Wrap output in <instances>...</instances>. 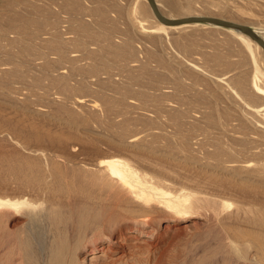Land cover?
Segmentation results:
<instances>
[{"label":"rangeland","instance_id":"obj_1","mask_svg":"<svg viewBox=\"0 0 264 264\" xmlns=\"http://www.w3.org/2000/svg\"><path fill=\"white\" fill-rule=\"evenodd\" d=\"M133 1L78 0L76 7L73 0H0V64L7 68L0 71V197L19 194L31 203L29 208L0 210V264H264L255 244L243 242L244 223L236 225L238 230H223L208 211L185 217L159 211L143 222L108 218L89 202L86 191L92 172L82 162H95L96 150L134 155L140 151L189 172L196 178L181 181L165 175L175 187L198 186V191L230 199L227 213L235 202L241 203L238 196L245 186H256L219 163L264 162V130L250 122L260 119L250 109L264 103V97L255 96L248 85L245 90L237 85L243 74L251 73V64L233 33L226 27H192L167 36L140 32L136 21L149 20V14L141 13L140 3L132 12ZM160 1L166 11L183 2ZM196 2H204L205 8L196 9L203 15L220 13L226 20L264 29L258 25L264 24V17L253 16L236 0H230L235 7L228 10L221 0ZM243 12H249L248 19ZM33 16L48 20L46 29L55 32L53 44L69 38L62 43L65 55L77 56L69 69V60L49 54L52 43H43L34 25L27 27L32 39L22 34L23 24ZM256 56L264 68L262 55ZM188 61L202 72L190 68ZM63 67L66 73L60 78ZM76 98L95 100L97 107L77 106ZM123 100H136L141 108L153 111L150 120L141 115L140 107L129 109L125 116L110 107H122ZM165 102L180 108L184 116L180 124L173 123L174 112L165 109ZM207 112L215 122L205 119ZM122 117L133 124L124 137L139 132L145 148H138L146 152L122 141ZM35 127L40 138L32 137ZM150 132L154 135L148 136ZM13 141L19 143L15 142L19 154L14 153ZM29 149L41 154L27 168L24 155ZM20 164L26 181L12 170ZM223 179H228L223 183L230 190L223 191L222 184L219 190L212 185L200 188L197 183Z\"/></svg>","mask_w":264,"mask_h":264},{"label":"bare ground","instance_id":"obj_2","mask_svg":"<svg viewBox=\"0 0 264 264\" xmlns=\"http://www.w3.org/2000/svg\"><path fill=\"white\" fill-rule=\"evenodd\" d=\"M77 1L73 0L71 4L77 7L78 6ZM154 1L160 13L162 14V16H164L165 14L169 15L167 16V17H170L169 19L184 18V17L193 16V15L194 16H205L209 14L206 12L204 13L205 15H203L204 11L202 12L198 10L199 12H202V13H199L198 11H196V9L205 8V6L203 5L204 2L206 4H210V3H207V1H204L203 4H201V3H197L196 2L197 0H183V2L180 3L179 5H175L178 7H174L173 10L169 9L167 11L162 6L160 0H154ZM236 1L239 2L241 5L245 6L247 9L252 10L253 16L258 15L259 18H261V16L264 17V0H236ZM139 3L141 5H138ZM221 3L222 5H224L223 6L224 10L233 9L235 7V5L232 4V2H230V0H221ZM132 5H133L132 12H136L137 11L136 7L138 9L141 6L142 7L141 13L145 12L149 14V20L143 17V18L137 19L136 21V26L137 28H139V31L148 33V34H164L167 36L172 31L184 30L186 28L188 29L192 27H202V29H209L212 27H215V28L222 27L220 25L211 24L207 22H186V23H182L179 25H166L160 22L154 16L153 12L151 11L148 5L147 0H134ZM58 6L61 7V9L64 8L63 3L62 5H58ZM211 6H216V4L211 3ZM174 13L181 14V16L171 17L170 15ZM182 14H189V15L183 16ZM190 14H193V15H190ZM249 15H250L249 12L244 13V17L247 19L249 18ZM207 16L208 17L213 16L214 18L217 17V18L226 20L224 19L225 17L220 13H211ZM164 17L167 18L166 16ZM229 20L230 19H227V21ZM233 21L235 20H231V22ZM29 23L30 25L35 26L36 28L35 35L41 34L42 38L40 39L39 38L40 36H37V38H39L43 43H48V42L52 43L49 46V52H50L49 54H57L58 59L60 61L66 59L71 62L70 66L69 67L67 66L68 67L67 69H69L73 65V61L76 60V57H77L75 53L73 54L72 51L71 52L73 55L72 54L70 56L68 55L69 57L65 55L66 52L64 50L62 43L66 41L68 42L69 38L65 36L59 40L60 43L53 44L56 42L54 40L55 32H51L48 29H46V26L49 24L48 20L45 18L33 16L29 18L28 20H26V22L23 24V27L21 28L22 34L24 36L31 37V39L33 38L32 33L27 28ZM235 23L246 24L245 21H235ZM258 25L264 28V24L261 23ZM225 29L232 32L234 37L240 43V45L246 50V52L248 53L247 54L248 59L250 60V64H251V73L243 74L242 78L239 81H237V85L242 90H245L248 85L254 95L256 94V95H260L264 97V87L261 85V82H264V68H262L261 65L257 62L258 60L256 56V53L259 55L261 54L264 60V50L254 40H252L249 36H247L242 31L235 30L233 28H228V27H226ZM252 30L260 38V40L264 43V29H262V31H258L257 29L254 28ZM44 35L47 37H44ZM14 37H15V41L19 39V37L16 38L17 35ZM22 40L24 39H21V41ZM179 44L181 45V43ZM179 44H177V47L179 46ZM187 64L190 68L202 72L201 67L197 65L194 61H188ZM4 65L5 64H0V71L7 70V68ZM65 73H66L65 68L62 70L60 69L58 72V77L60 78L64 77ZM63 86L68 87L67 85H63ZM181 100L183 101V99ZM74 104L77 106H86V107L88 106L91 109H95L98 103L95 100H90L87 102L83 98H76L74 100ZM174 105L171 102H167V103L165 102L164 107L165 109L167 108V109L173 110L174 114L171 119L174 124H180L182 121V117L184 116H182V111H180V108H177L178 106L176 107ZM110 107L115 108L116 112H118L120 115L123 114L125 116L126 112L129 111V109H132V108L137 109L138 107H140V104H138L136 100H123L122 107H116L114 105H111ZM141 109L143 110V112H141V115L145 118H148L147 120H150L149 119L151 117V114L149 113L150 110L145 109V108H141ZM250 110L251 111L253 110L255 113H258V117H260V119L254 122L250 121L249 119V121L253 125L260 126L264 130V103H262L259 106L253 107ZM70 112L74 114L75 111L74 112L70 111ZM150 112H153V111H150ZM203 116L205 117V119L208 120L209 123L215 122V118L212 116L211 113L207 112L205 113V115L203 114ZM124 118L125 120L121 121L122 123L120 126L121 135H123L122 141L124 140V142H126L127 144L130 143L133 146H136L137 148L138 146H140L144 149L145 146H141L140 144L141 140H139L140 138V136H138L139 132L129 135L127 137H124V133L131 127V124H132L129 122V119L127 117H122V119ZM130 121L132 122L133 120L130 119ZM133 123L135 124V122ZM37 130L38 128L35 127L32 137L40 138ZM147 135L148 136L154 135V132L153 133L150 132ZM48 137L50 138V136ZM15 142L16 141H13L12 143V146L15 148L14 151L19 149V148L16 149L18 146L17 144L19 143L16 142L17 143L16 144ZM148 150H150V147ZM18 151H15L14 153L19 154ZM40 151H38L37 149L35 150L29 149V151H26V153L28 154L24 156L25 158L29 160V164H27V168H29V166L31 167V165L36 162L35 160H37V158H39L41 154ZM70 151L73 152L74 149H71ZM141 151L146 152L145 150H141ZM94 153H95L94 156L96 157L94 160L95 162L86 163V162L81 161L82 163L85 164L84 168L87 171L92 172L91 173L92 175L90 174L92 178L89 182L90 183L89 190H87L86 193H87L90 204H92V206H94L99 212L108 216V218L109 217L111 218L113 216H120L123 218L137 219L138 221L140 220L141 222H143V221H146V218L149 217V215H151L152 213L159 212V211H163L167 215H171L173 217H185L191 214L192 215H199V214L202 215L208 211V213H211L213 217L218 219L216 220L214 218V221L215 220L216 222L219 221L220 226L223 228V230H229V231L238 230L236 225L240 223H244V226L246 227V231H245L246 238L243 239V242L250 243L248 244V246L250 245L251 247H252V243H254L258 250L257 256L259 258H264V162H259L257 164V162L252 163L249 160L235 159L229 162L219 163V166L222 167L223 169H227L229 173L230 172L235 173V175L238 178L241 177L240 178L241 180H246L248 182L253 183L256 186V188L245 186L246 187L245 192L241 196H238L241 203L238 204V202H235V205L232 207L234 209L233 210L231 209L230 212L228 211L229 213H227L226 212L227 210L225 211V209L229 208L232 203L230 204L229 202L230 199L222 196L221 194L219 193L207 194L205 192H202V190L198 191L197 190L198 186L195 187L196 188L195 189L194 187L187 186L186 184H183V186L180 185V186L175 187L173 185L174 183L169 182L166 179L165 174H167V177L172 176L173 178H179L181 181H191L193 178H196L190 175L189 172L186 173V171H183V170H181L183 173L180 172L179 171L180 169L176 166H168L167 164L159 162L155 159L147 158L146 155L140 151L139 153L135 155L131 153L127 154L124 152L123 153H120V152L101 153V151H98V150H96V152ZM91 161L93 160L91 159ZM52 168L55 171V173L58 176H60L59 169L55 164L52 165ZM175 168H178L179 170ZM145 169L151 170L150 173L147 172L148 170L146 171ZM12 170L16 174H20L25 180L26 173L23 169L22 164H20L18 167H13ZM227 180L228 179H225V180L223 179L222 183H219L218 181H214V180L204 181V182L197 180V183L201 185L200 188L201 187L208 188V186L211 187L212 185L218 188V190L220 189L219 187L222 184L224 185V187H222L223 191H228L230 190L231 186L227 183H223ZM16 196L18 197H0V210L1 209L19 210L23 208H29L31 206V203L25 197L20 196L19 194ZM247 200H250L249 203H246ZM223 212H226L227 214L224 216L221 215ZM128 224L129 223L125 222L124 227H126V225ZM248 238H250L252 242Z\"/></svg>","mask_w":264,"mask_h":264},{"label":"water","instance_id":"obj_3","mask_svg":"<svg viewBox=\"0 0 264 264\" xmlns=\"http://www.w3.org/2000/svg\"><path fill=\"white\" fill-rule=\"evenodd\" d=\"M147 2L154 16L163 24L179 25L186 22H207L211 24L220 25L222 27L233 28L235 30H240L243 33H245L264 50V43L260 40V38L255 34V32L251 28H249L244 24H239V23H235L219 18H214V17H208V16H189L184 18L169 19L162 16L154 0H147Z\"/></svg>","mask_w":264,"mask_h":264}]
</instances>
